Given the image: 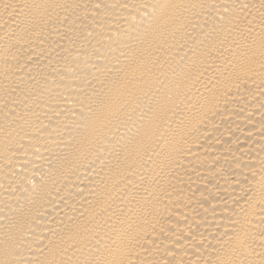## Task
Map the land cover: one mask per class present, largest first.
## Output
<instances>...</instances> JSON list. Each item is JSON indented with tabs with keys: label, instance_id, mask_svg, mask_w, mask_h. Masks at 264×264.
I'll list each match as a JSON object with an SVG mask.
<instances>
[{
	"label": "bare ground",
	"instance_id": "obj_1",
	"mask_svg": "<svg viewBox=\"0 0 264 264\" xmlns=\"http://www.w3.org/2000/svg\"><path fill=\"white\" fill-rule=\"evenodd\" d=\"M0 264H264V0H0Z\"/></svg>",
	"mask_w": 264,
	"mask_h": 264
}]
</instances>
